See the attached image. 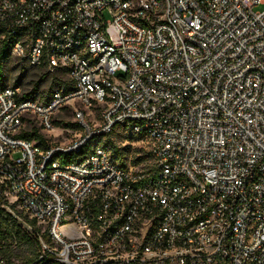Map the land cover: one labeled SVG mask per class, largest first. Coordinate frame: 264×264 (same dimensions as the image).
<instances>
[{
	"label": "built area",
	"instance_id": "1",
	"mask_svg": "<svg viewBox=\"0 0 264 264\" xmlns=\"http://www.w3.org/2000/svg\"><path fill=\"white\" fill-rule=\"evenodd\" d=\"M258 5L0 0L11 54L66 81L45 101L0 88V185L47 231L40 260L264 264ZM65 112L79 130L58 143ZM29 123L43 144L21 136ZM116 128L143 136L150 171L121 167L101 144L83 152Z\"/></svg>",
	"mask_w": 264,
	"mask_h": 264
},
{
	"label": "rangeland",
	"instance_id": "2",
	"mask_svg": "<svg viewBox=\"0 0 264 264\" xmlns=\"http://www.w3.org/2000/svg\"><path fill=\"white\" fill-rule=\"evenodd\" d=\"M257 10L264 9V5H258ZM104 16L109 18L107 11L104 12ZM3 37L0 35V45ZM24 70V73L22 71ZM5 82L0 84V88L10 86V85H20L24 93L30 92L31 98L38 101H45L48 99L51 91L57 86H63L66 84L65 77L63 75H51L45 71L44 68H38L31 66L26 60L19 59L14 57L11 54L9 61L5 64ZM53 80H56L55 84L52 83ZM35 84H38L39 87L37 90H33ZM62 120L67 123H73L74 118L71 112H65ZM33 125V124H32ZM32 125L27 126V129L32 127ZM65 128V130H64ZM120 135H113L111 137L112 142H107L106 137L100 136L95 139L94 142H103L101 143L107 150L110 158L117 162L121 166V157L118 154V151H121L123 158L126 161L127 168L132 167L136 170L148 172L152 167V159L148 152L147 142L144 138L139 139V136L125 129L119 128ZM75 130L72 128L64 127L63 124L57 128L54 132L56 141L66 142L71 140L76 136ZM55 139V138H54ZM116 145V148L114 147ZM19 154H14L15 158H18ZM145 160L141 161V159ZM10 203H14L16 197L11 195L7 196ZM15 216L22 215L25 217L27 213L20 209L17 205L15 210L7 208ZM19 221H22V218H19ZM37 228L44 232V228L41 225H37ZM3 245L4 242H1ZM6 244V243H5ZM12 246L13 248L17 247L15 243L11 244L10 241L7 242V247ZM1 258V254H0ZM14 263L23 264L21 259H14ZM0 264H5L4 261H0Z\"/></svg>",
	"mask_w": 264,
	"mask_h": 264
},
{
	"label": "trees",
	"instance_id": "3",
	"mask_svg": "<svg viewBox=\"0 0 264 264\" xmlns=\"http://www.w3.org/2000/svg\"><path fill=\"white\" fill-rule=\"evenodd\" d=\"M0 35L3 37V31L0 29ZM13 39L10 37H3L0 45V84L5 82V64L9 61L11 57V45ZM24 73V70L22 71ZM56 80H53L52 83L55 84ZM39 87L38 84H35L33 90H37ZM3 88V87H2ZM24 97H31V93H23ZM56 123L60 126L63 124L64 127L72 128L73 130H79V127L75 123H67L63 120H57ZM33 124V125H32ZM32 125L29 129L24 130L21 133V136L29 139L38 141L39 144H43L44 140L41 134H39L37 127L34 123H29L28 126ZM119 128H116L112 131L111 134L105 136L107 142H112L111 137L113 135H120ZM139 139L143 138L142 135H138ZM95 137L91 140L86 146L85 151L91 150L92 146L95 144H101L103 142H94ZM102 145V144H101ZM103 146V145H102ZM116 148V145H114ZM118 154L121 157V167L127 168L126 161L123 158L121 151L117 150ZM145 158L141 159V161ZM7 196L9 194L5 190L4 186L0 185V261H4L5 264H18L14 263V259H21L23 264H62L55 259H42L40 260L41 255V244L39 241V236H42L46 242H48L49 235L46 230L43 233L37 228V221L31 219L27 214L25 217L22 215L15 216L7 208L15 210L17 205L16 202L10 203ZM22 218V221H19V218ZM10 241L11 244L15 243L17 247L13 248L10 246L7 247V242ZM1 242H4L2 245ZM6 243V244H5Z\"/></svg>",
	"mask_w": 264,
	"mask_h": 264
}]
</instances>
